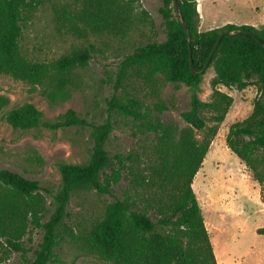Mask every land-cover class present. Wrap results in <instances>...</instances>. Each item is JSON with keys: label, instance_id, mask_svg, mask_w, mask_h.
<instances>
[{"label": "trees", "instance_id": "1", "mask_svg": "<svg viewBox=\"0 0 264 264\" xmlns=\"http://www.w3.org/2000/svg\"><path fill=\"white\" fill-rule=\"evenodd\" d=\"M197 1L177 0L190 42L175 12L174 0H163L159 11L165 23L164 41L137 47L120 63V75L129 68H143L149 77L159 76L167 83L176 86L183 83L190 88V107L180 113L182 127L152 116L151 110L138 99L114 95L107 101L109 114L115 111L130 117L140 132L152 135L140 154L111 156L106 151L105 144L112 130L110 119L93 125L69 109L54 122H46L42 112L31 103L6 110L10 101L0 95V114L13 129L71 126L93 129L89 160L83 164H58L61 183L52 194L53 210L44 222L41 221L39 183L0 169V264L11 252L20 253L22 264L60 261L55 252L57 229L69 216L72 194L87 190L113 197L102 219L86 237L89 250L101 261L218 264L192 183L217 133V125L224 120L232 103V98L218 86L244 90L255 83L258 97L252 112L230 125L225 144L245 165L252 180L261 189L264 185V26L257 29L226 24L201 32ZM28 5V0H0V75L43 87L44 95L53 102L66 100L69 75L86 66L95 50L90 46L49 63L26 59L20 52L19 41L21 16ZM103 16L89 14L85 25L93 31L105 29L107 22ZM239 30L245 32L226 35ZM220 35L223 36L208 65L214 76L210 81V100L205 102L197 96L202 74H193L190 60L195 71H201ZM156 109L160 114L167 107L157 105ZM198 132L202 133L200 138ZM122 183L121 193L114 195L113 187ZM30 227L42 232L32 260L25 257L22 245V238L30 232ZM256 231L264 235V227Z\"/></svg>", "mask_w": 264, "mask_h": 264}, {"label": "rangeland", "instance_id": "2", "mask_svg": "<svg viewBox=\"0 0 264 264\" xmlns=\"http://www.w3.org/2000/svg\"><path fill=\"white\" fill-rule=\"evenodd\" d=\"M28 1L21 16L19 43L22 56L33 62L49 63L90 46L95 52L86 66L69 75L70 82L66 86L69 96L63 101L48 99L41 86L0 75V95L10 101L6 110L31 103L42 112L46 122H54L58 115L69 109L93 125L110 119L112 130L105 149L111 156L140 154L152 138L151 134L140 132L132 118L115 111L109 114L107 101L114 95L138 99L151 110L152 116L184 126L180 113L190 107L189 86L183 83L176 86L159 76L149 77L143 68H129L119 74L120 63L135 48L164 41L165 23L159 11L163 0ZM254 6L259 7L258 11L253 9ZM199 10L198 29L201 32L223 23L264 26V0H199ZM93 13L105 14V29L93 31L85 25V17ZM213 76L211 66L201 75L197 96L202 101L210 100ZM218 89L229 95L232 103L224 120L217 125V133L193 178L192 189L203 211L206 193L219 195L220 203L213 207L224 211L225 221L219 222L222 235L214 242L216 254L226 264H263L264 235L256 230L264 227V185L259 197L260 186L225 144L230 125L251 114L258 97L257 85L253 83L244 90L223 86ZM157 105H165L167 110L159 114ZM207 124L213 125L212 122ZM92 135L90 126L16 130L0 114V169L39 183L41 221H46L53 210L52 194L61 183L58 164L87 162L93 146ZM201 135V132L197 133V137ZM122 188L123 183L114 186L112 193L117 196ZM112 200L109 194H98L93 190L73 193L68 206L69 216L57 229L55 252L60 261L48 264H110L89 250L86 237L93 225L102 219ZM30 229L22 238L28 260L33 259L42 240L39 229ZM22 259L20 253L11 252L1 264H22Z\"/></svg>", "mask_w": 264, "mask_h": 264}, {"label": "crops", "instance_id": "3", "mask_svg": "<svg viewBox=\"0 0 264 264\" xmlns=\"http://www.w3.org/2000/svg\"><path fill=\"white\" fill-rule=\"evenodd\" d=\"M253 9H255V11H258L259 7L254 6ZM197 11L199 14V21H200V10H199V0L197 1ZM226 24H233V23H223V25H220L218 27L224 26ZM236 26H242V25H249L252 26L254 28L259 29V25H254V24H247V23H239V24H233ZM215 27V28H218ZM257 184V183H256ZM258 185V184H257ZM259 187V186H258ZM258 196L260 197V187L258 188ZM215 193V192H214ZM205 203H206V207L204 208V211L201 210L202 215H203V219H204V223H205V227L207 229L212 247H213V251L216 257V261L218 264H226L225 260L224 263H220V259L218 258L215 249H214V242L219 240L220 235H222V229L219 227V222L225 221V213L224 211L214 208L213 206L218 205L220 203V199H219V195L213 196L212 194H209V191L206 193L205 196Z\"/></svg>", "mask_w": 264, "mask_h": 264}, {"label": "water", "instance_id": "4", "mask_svg": "<svg viewBox=\"0 0 264 264\" xmlns=\"http://www.w3.org/2000/svg\"><path fill=\"white\" fill-rule=\"evenodd\" d=\"M174 4H175V12H176L178 18L180 19V21H181V23H182V26H183V29H184L185 33L187 34L188 41L190 42L189 32H188V29H187V26H186L185 21L182 19V15H181V12H180L179 6H178V4H177V0H174ZM244 32H245V31L239 30V31H236V32H227L226 35H234V34H239V33H244ZM222 36H223V35H220V36L218 37L217 42H216V44H215V47H214L213 51L211 52L209 58L207 59L205 65H204V67H203V69H202L201 71H195L194 66H193V63H192V61L190 60V67H191V70H192V72H193L194 75H201V74H203L204 70L208 67L209 62H210V59H211L213 53L215 52V50H216V48H217V46H218V44H219V42H220ZM258 41H259V40H258ZM260 42H261V41H260Z\"/></svg>", "mask_w": 264, "mask_h": 264}, {"label": "bare ground", "instance_id": "5", "mask_svg": "<svg viewBox=\"0 0 264 264\" xmlns=\"http://www.w3.org/2000/svg\"><path fill=\"white\" fill-rule=\"evenodd\" d=\"M218 256V255H217ZM218 258L220 259V263H224V261L222 260V258H220L219 256H218ZM264 260V259H263ZM257 261H258V259H257ZM264 264V263H263Z\"/></svg>", "mask_w": 264, "mask_h": 264}]
</instances>
